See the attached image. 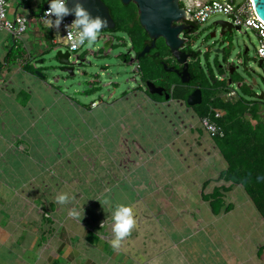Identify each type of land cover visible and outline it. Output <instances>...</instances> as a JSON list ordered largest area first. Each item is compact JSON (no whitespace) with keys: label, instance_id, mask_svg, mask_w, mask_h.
Returning a JSON list of instances; mask_svg holds the SVG:
<instances>
[{"label":"crops","instance_id":"1","mask_svg":"<svg viewBox=\"0 0 264 264\" xmlns=\"http://www.w3.org/2000/svg\"><path fill=\"white\" fill-rule=\"evenodd\" d=\"M42 1H12L7 17L29 20L19 41L0 30V264H264V220L240 185L220 178L225 162L193 109L187 108V127L175 142L156 146L150 143L154 137L161 141L169 134L143 126L144 114L132 122L128 114L111 117L120 136L149 149L133 147L125 163L110 159L100 181L94 174L65 185L62 165L30 157L32 91L26 76L39 77L23 66L37 70V56L57 41L38 18ZM13 44L23 53L4 63ZM126 123L129 128L122 127ZM104 143L116 142L109 136ZM220 187L227 188L222 200L229 207L214 213L203 196ZM61 193L75 200L61 205ZM118 204L133 208L137 225L114 250L112 213ZM72 208L81 211V220L69 217Z\"/></svg>","mask_w":264,"mask_h":264},{"label":"rangeland","instance_id":"2","mask_svg":"<svg viewBox=\"0 0 264 264\" xmlns=\"http://www.w3.org/2000/svg\"><path fill=\"white\" fill-rule=\"evenodd\" d=\"M39 9L36 7L35 11ZM218 20L225 21L226 17L219 13L211 15L190 35L192 50L199 52V66L203 75L208 81L213 78L218 80L221 75L227 79L230 76L225 66L226 63L232 64L235 70L229 88L247 103L256 101L255 94L264 92V62L259 66L255 57L258 38L253 30L241 28L233 30L223 42L217 40V31L215 40L211 41L209 33L213 30V22ZM50 29L53 31L54 27ZM53 37H56L58 46H50L34 61L36 71L44 76V84L37 77L26 76L29 79L26 86H30L32 91V127L28 138L32 141L30 157L37 159L41 156L51 164L62 165L63 178L68 181L65 185H77L79 179L85 180L89 178L88 175L94 174L98 175L97 180H102L105 170H109L107 165L111 160H123L125 163L132 158L130 154L133 147L138 150L139 146L149 149L146 148L147 144L143 147L138 141H127L120 136L118 122L113 119L114 124L110 122L114 115L128 114L126 120L132 122L134 117L144 114L143 126L167 131L169 135L165 136V140H155L154 137L150 141L154 146L175 142L178 133L187 127V110L178 101L155 104L140 90L143 86L137 70L139 63L129 62L134 53L130 52L126 56L127 61L121 57L127 53L129 46L124 31H101L91 46L85 41L70 56V61L74 63L72 74L64 71L55 57L57 49L65 50L64 40L55 33ZM212 42L215 44L212 45ZM213 47L222 52L214 53ZM245 47L247 52L243 53ZM92 102H95L97 108L84 110L85 107L90 108ZM103 103L108 105L105 107ZM75 104L82 109L79 110ZM121 123L125 124L123 118ZM12 125L13 128L19 127L16 120ZM129 126L130 123H126L122 127ZM109 136L116 142L115 145L104 143ZM158 136L161 137L160 134ZM114 169L111 167V174H114ZM100 185L102 187V182Z\"/></svg>","mask_w":264,"mask_h":264},{"label":"trees","instance_id":"3","mask_svg":"<svg viewBox=\"0 0 264 264\" xmlns=\"http://www.w3.org/2000/svg\"><path fill=\"white\" fill-rule=\"evenodd\" d=\"M45 1H42V4ZM102 1L108 7L109 14L115 24L111 30L124 31L130 42V51L137 54L149 42V37L139 23L136 6L132 2L124 5L120 0ZM15 41L19 40L15 39ZM156 46L160 48L159 51L162 48H167L163 40L158 41ZM53 47L55 46L53 45ZM187 51L191 52L192 58L195 59V62L190 66V74L198 82L201 92V102L194 105L193 110L199 118L210 116L223 133L221 137L212 138L225 162V169L220 174V178L232 184L240 185L264 220V122L260 116L264 102L256 99V101L247 103L239 97L234 102H228L218 98L217 93L220 88L226 86L227 79L217 80L213 78L208 81L199 66V52L192 50L190 47H187ZM21 53H23V50L19 44L11 45L6 53L4 63L13 61ZM129 54L130 52H127L121 56L124 61H127L126 56ZM136 62L139 63L137 70L141 81H152L162 74L165 78H169L171 83L176 81L180 84L174 75H168L163 71V65L157 62L156 55L152 51L138 58ZM216 66L219 68V65ZM23 70L34 73L35 68L26 62ZM230 79L232 81V75H230ZM140 90L142 89L140 88ZM179 90L181 91L180 88ZM144 92L147 94L146 91ZM185 95L186 93L182 94L178 91L174 94V98L184 99ZM148 96L158 100L162 99L154 95ZM215 109L222 110L223 115L215 118L212 112ZM245 114H248V116H245ZM226 191L227 188L225 187L215 188L211 194L203 196V199L209 202V206L214 213H218L222 208L229 207L222 200V193Z\"/></svg>","mask_w":264,"mask_h":264},{"label":"water","instance_id":"4","mask_svg":"<svg viewBox=\"0 0 264 264\" xmlns=\"http://www.w3.org/2000/svg\"><path fill=\"white\" fill-rule=\"evenodd\" d=\"M122 4L126 5L130 2L134 3L137 8L138 20L150 39L149 44L144 45L143 48L136 54L133 55L129 59V62H136V60L146 53L149 52L155 45V40L161 38L163 40L164 45L169 49L171 54L175 57V59L183 64L182 70L178 73L176 70L172 68H167L165 64L163 65L164 71H173L178 76H180L182 82L188 81L187 76L189 73L187 71L188 62L186 61V55L183 51L180 50L183 39L180 37V33L182 31L186 33H191L193 26L191 24L187 25V19L192 20L191 16L179 5V0H120ZM253 3V8L256 16L264 22V0H251ZM51 0H46L41 9H45L49 6ZM84 4V7L89 10L92 16H100L105 18L108 21V24L104 29L111 30L114 28L115 24L113 19L109 14L108 7L104 4L102 0H81ZM67 6L72 8L74 6V0H67ZM65 18L75 19L74 14L68 15ZM213 25H217L226 31H230L231 29L239 30L237 26H233L227 20H218L213 22ZM101 30V31H102ZM221 31V32H222ZM213 37V35H210ZM214 53L222 52L221 49H212ZM247 52V48L245 47L243 53ZM56 60L58 64L63 67V70L69 74L73 73V62L70 61V54L67 50L62 51L61 49H57L55 53ZM259 66L262 65V62L258 61ZM222 66L219 65V68ZM226 72L228 76L232 75L235 67L232 64L226 63L225 66ZM35 76L43 79L44 76L38 71H34ZM226 79L225 75H221L219 79ZM230 77L227 78V83L230 84ZM240 83V82H239ZM145 86L147 88L148 93H155L160 95L162 93V88L156 87L153 82L146 81ZM257 100H264V92L261 91L258 94H255ZM164 98L169 99V95L165 94ZM201 102V92L199 88H195L185 99V103L187 106L198 105Z\"/></svg>","mask_w":264,"mask_h":264},{"label":"built area","instance_id":"5","mask_svg":"<svg viewBox=\"0 0 264 264\" xmlns=\"http://www.w3.org/2000/svg\"><path fill=\"white\" fill-rule=\"evenodd\" d=\"M12 1L13 0H0V30L6 31L13 39L20 40L28 29L29 20L28 17L20 15L14 17V19H9L7 17V12ZM18 1L20 4H26L30 0ZM179 5L191 16V18H193L192 20L187 19L188 21L186 24L196 23L199 25L204 23L211 15L219 13L224 15L226 20L233 26H237L239 30L241 28L253 30L258 38V46L255 48V57L258 61L264 62V22L256 16L251 0H199L196 2H192V0H179ZM48 7L41 9L38 16L43 25H47V18L44 13L47 11ZM51 19L55 20V17L53 16ZM72 21V19L64 18L59 29L57 30L55 27L53 29L55 35L64 40L65 50L69 52L70 56L82 46L74 50L68 39V29L66 25H71ZM71 30L75 31V29ZM54 44L55 47L58 46L57 41H54ZM240 62L241 61H239V63ZM240 84L241 83H238V85ZM217 97L228 102H234L238 98L235 91L229 88L228 83L224 88H220ZM95 105V102H92L90 107L93 108ZM212 112L215 118L223 115V111L220 109H215ZM245 115L248 116V114ZM260 116L264 122V105L261 108ZM199 121L200 126L209 138L212 139L216 136L221 137L223 135L222 131L217 127L210 116L200 118Z\"/></svg>","mask_w":264,"mask_h":264},{"label":"clouds","instance_id":"6","mask_svg":"<svg viewBox=\"0 0 264 264\" xmlns=\"http://www.w3.org/2000/svg\"><path fill=\"white\" fill-rule=\"evenodd\" d=\"M45 17L48 27H55L57 30L60 27L63 19L68 15L75 16L71 25H66L68 29V39L72 48L75 50L84 44L85 41L88 45H93L99 36V33L108 24L105 18L100 16H92L88 9L84 7L81 0H74V6L69 8L67 6V0H51L47 11H45ZM55 17V20L51 17ZM71 29H75L72 31ZM75 200V197H69L67 193H61L56 196V202L63 205ZM104 203H108L107 200ZM84 215V210L82 208ZM69 217L81 220V211L76 208H72L68 212ZM112 233L113 239L110 240V244L114 250L119 249L122 242L131 235L132 230L137 225V220L131 206L124 204H118L115 206L112 213ZM104 223L101 224V227Z\"/></svg>","mask_w":264,"mask_h":264},{"label":"flooded vegetation","instance_id":"7","mask_svg":"<svg viewBox=\"0 0 264 264\" xmlns=\"http://www.w3.org/2000/svg\"><path fill=\"white\" fill-rule=\"evenodd\" d=\"M189 25V24H187ZM191 25L193 26L192 28V32L191 33H186L184 31H182L180 33V37L183 39V44L180 48L181 51H183L186 55V61L188 62V65H187V71L189 73V76H187V79L188 81L186 82H182L181 81V78L180 76H178L175 72L173 71H164L165 73H167L168 75L171 74V75H174V77H176L180 84L179 83H176V81H173L172 83L170 82V79L169 78H165L162 74L160 75L159 78H156L155 80H152L151 82L154 83V85L156 87H159V88H162V93L160 95L158 94H151V93H148L147 91V88L145 86V83L146 81H149V80H144V81H141L140 80V84L143 86V91H146L148 95H154V96H157V97H161L162 99L161 100H158L157 98H150L148 96V98L153 101V103L155 104H158V103H163V102H168V101H179L178 103H180V105H182L184 107V109L187 110V108H190V109H193V106H187L186 103H185V99L186 97L195 89V88H199V84L198 82L196 81V79H194V77L190 74V66L191 64H193L195 61V59L192 58L191 56V52L187 51V47H190L192 49V46H191V40H190V35L194 32L195 28L198 26L196 23H191ZM234 29H231L230 31H226L225 29H223V31L221 30V28L219 26H215L213 25V30L209 33V38H211L213 40H215V36L217 34V31L219 33L218 35V38L217 40L223 42L225 40V37L230 34ZM222 31V32H221ZM210 35H213V37H210ZM149 42H150V39H148ZM162 40L161 38H158L155 40V45L152 49L149 50V53H151V51L153 52V54L156 55V59H157V62L162 65L165 64V66L167 68H172L174 70H176L178 73L182 70V67H183V64L182 63H179L175 57L171 54V52L169 51L168 48H162V50L159 51V47L157 48L156 44L158 43V41ZM216 40V41H217ZM149 42H147L145 45L149 44ZM215 44V42H212V45ZM214 48V47H213ZM131 49V46H130V42H129V46L127 48V52H131L130 51ZM157 49V50H156ZM136 55V54H134ZM170 77V76H169ZM179 88L181 89V91L179 90ZM182 92V94L186 93L185 95V98L184 99H177V98H174V94L176 92ZM165 94H168L169 95V99H165L164 98V95ZM195 113H194V117H195ZM197 116V115H196ZM198 117V116H197Z\"/></svg>","mask_w":264,"mask_h":264}]
</instances>
